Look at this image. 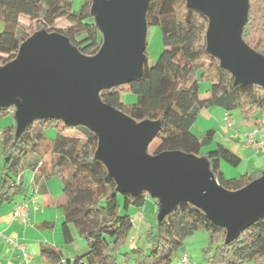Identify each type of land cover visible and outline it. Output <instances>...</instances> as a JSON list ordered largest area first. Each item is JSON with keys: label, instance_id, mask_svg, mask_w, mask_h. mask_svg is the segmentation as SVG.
<instances>
[{"label": "trees", "instance_id": "1", "mask_svg": "<svg viewBox=\"0 0 264 264\" xmlns=\"http://www.w3.org/2000/svg\"><path fill=\"white\" fill-rule=\"evenodd\" d=\"M93 0H83L74 10V0H0V66L17 58L21 45L35 33L45 30L66 36L79 50L95 56L104 38L92 14ZM148 30L158 27L163 49L155 63L148 59L142 78L101 92V99L140 123L160 121L155 154L182 151L206 157L217 181L227 190L238 191L264 176L257 169L238 178H227L222 163L238 167L240 157L217 142L215 129L195 134L192 125L201 107L185 108L181 97L190 93L200 79L207 80L214 69L217 80L212 97L203 105H213L229 94L233 108L245 120L258 121L264 111V87L235 84L234 75L207 51L209 17L188 6L186 0H152L146 14ZM243 41L264 57V0H249L248 19L242 30ZM133 95L135 102L123 100ZM14 115V123L0 126V204L13 202L19 195L41 194L46 181L56 176L63 185V235L67 244L80 238L88 250L68 259L62 250L44 247L42 257L49 264H175L184 241L198 231L209 234L211 247L205 264H264V218L227 243V230L214 224L191 203L178 204L162 221L157 218L149 233V250L134 246L123 248L135 228L131 214L124 210L144 207L148 192L137 196L121 193L117 181L109 176L106 165L95 158L98 136L85 126L71 127L55 118L37 119L17 136L16 107L0 108V116ZM49 129L56 130L49 138ZM211 147V148H210ZM50 157V170L46 163ZM31 173L27 183L25 174ZM123 198L124 204L120 202ZM156 205L159 202L155 199ZM180 264V263H179Z\"/></svg>", "mask_w": 264, "mask_h": 264}, {"label": "water", "instance_id": "2", "mask_svg": "<svg viewBox=\"0 0 264 264\" xmlns=\"http://www.w3.org/2000/svg\"><path fill=\"white\" fill-rule=\"evenodd\" d=\"M151 1L93 0L104 43L92 58L83 57L62 34L35 33L14 61L0 66V108L16 107L17 136L43 118L87 127L98 136L95 158L121 193L148 192L159 202V221L178 204L191 203L226 228L229 243L264 218V176L230 191L217 181L206 157L182 151L148 155L161 122L138 123L100 96L142 78ZM186 1L209 17L207 51L234 75L235 84L264 87V57L242 39L249 0Z\"/></svg>", "mask_w": 264, "mask_h": 264}, {"label": "crops", "instance_id": "3", "mask_svg": "<svg viewBox=\"0 0 264 264\" xmlns=\"http://www.w3.org/2000/svg\"><path fill=\"white\" fill-rule=\"evenodd\" d=\"M209 76L207 80L200 79L190 93L181 97L183 107L190 108L194 105L201 107L200 115L192 125L193 132L202 134L205 130L215 129L217 142L227 146L240 157L241 163L236 168L225 162L222 163L225 177L238 178L257 169L264 171V155L257 149L245 145L246 134L257 128L260 118L264 117V111L257 115L258 121L245 120L237 110H234L232 97L229 94L216 100L213 105L203 106L212 97L211 87L215 80L210 75V71ZM221 105L225 108L224 114L221 113ZM227 117L233 122L231 126H227ZM46 163L50 170V157H47ZM31 178V173L25 174L26 181L30 182ZM31 195L29 192L28 196L19 195L13 202L0 204V264H26L21 250L10 243L9 238L17 245L26 246V251L32 259L30 264H49L42 257V249L47 246L62 250L68 259L83 255L76 254L82 250L81 247H77L79 240L67 244L63 235V206L66 197L60 179L56 176L51 177L46 181L42 193L34 196L37 210L31 202ZM25 204H28V216L23 222L14 215V211L18 206ZM156 212L158 213L157 205Z\"/></svg>", "mask_w": 264, "mask_h": 264}, {"label": "rangeland", "instance_id": "4", "mask_svg": "<svg viewBox=\"0 0 264 264\" xmlns=\"http://www.w3.org/2000/svg\"><path fill=\"white\" fill-rule=\"evenodd\" d=\"M83 0H74V10L78 12L81 9ZM3 30V24L0 23V32ZM91 48H88L85 51H80V54L85 58H92V55L89 53ZM163 49V42H162V35L161 31L158 27H150L147 33V49L145 54L148 55L149 62L151 64L155 63L158 59L159 55L161 54ZM1 68V67H0ZM210 71V75L216 81L217 75L214 69H208ZM203 83V81H200ZM128 99V102H135L136 97L133 95H123V100ZM221 113L224 114L225 108L221 105ZM221 114V115H223ZM14 123V115L10 114L7 117L0 116V126L7 127L10 124ZM56 134V130L49 129L47 135L49 138H53ZM159 146V143L154 140L153 143L150 145L147 154L148 155H155V152ZM211 148V147H210ZM29 174L27 175V178ZM28 183V181H27ZM120 202L123 208V198L120 197ZM158 209V205H157ZM123 214H131L132 218L135 222V228L131 231L129 236L128 242L123 248V251L128 250V248L133 244L134 246H139L146 250H149L152 246L151 238L149 233L154 231V227L157 223L158 213L156 212V204L155 199L151 196L147 199L144 207L142 208H131L129 211L124 210L122 211ZM139 214V215H138ZM142 214V219H141ZM138 215V216H137ZM132 236H134L135 240L132 241ZM80 243V244H79ZM77 247H81L82 250L76 254H84L87 250V243L84 239L80 238ZM215 245L210 244L209 234L205 230H201L193 234L192 236L188 237L183 245L180 248L179 253L175 257V264H179L183 254H187L191 258L192 264H205L206 257L208 256V249ZM79 250V248H78ZM77 250V252H78ZM246 264H255L253 261L247 262Z\"/></svg>", "mask_w": 264, "mask_h": 264}, {"label": "built area", "instance_id": "5", "mask_svg": "<svg viewBox=\"0 0 264 264\" xmlns=\"http://www.w3.org/2000/svg\"><path fill=\"white\" fill-rule=\"evenodd\" d=\"M227 126L232 125V120L230 118H226ZM245 145L249 148H255L258 151H260L264 155V117L260 118L257 128L255 130H252L246 134V141ZM31 202L34 206V209L37 210L38 207L34 202V197H31ZM28 204L18 206L15 211L14 215L18 218H20L23 222L26 221L27 216H28V210H27ZM141 215V219H142ZM134 221V220H133ZM135 225V222H134ZM135 240L134 237H132V241ZM8 241L14 245H16L22 252L23 254V261L26 264L31 263V257L29 253L26 251V246L23 244L17 245L15 241L11 238L8 239ZM180 264H191V258L187 254H183Z\"/></svg>", "mask_w": 264, "mask_h": 264}]
</instances>
